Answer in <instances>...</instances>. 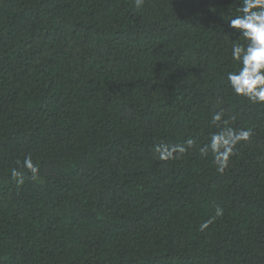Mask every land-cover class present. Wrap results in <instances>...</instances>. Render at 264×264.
<instances>
[{
	"label": "trees",
	"instance_id": "1",
	"mask_svg": "<svg viewBox=\"0 0 264 264\" xmlns=\"http://www.w3.org/2000/svg\"><path fill=\"white\" fill-rule=\"evenodd\" d=\"M239 4L0 0V264H264V105L227 81ZM221 109L253 132L223 174L199 152Z\"/></svg>",
	"mask_w": 264,
	"mask_h": 264
},
{
	"label": "clouds",
	"instance_id": "2",
	"mask_svg": "<svg viewBox=\"0 0 264 264\" xmlns=\"http://www.w3.org/2000/svg\"><path fill=\"white\" fill-rule=\"evenodd\" d=\"M136 8H141L144 0H134ZM227 28L236 30L243 43L234 42L231 47V58L238 64V70L227 74V81L236 96L247 99L255 105H264V0H240L236 14L230 13L225 20ZM235 116L225 118L223 109L212 114L211 123L217 131L211 132L208 141L199 147L202 156L211 153L217 172L223 174L230 166L232 157L237 154V145L248 142L253 135L251 128L237 130L231 126ZM196 146V139L189 137L182 143L169 145L156 143L153 148L159 154L160 161L181 159L190 149ZM20 167L10 170V177L17 185L24 183L26 169L35 180L39 175V166L32 157L17 161ZM223 209L217 207L215 216L222 217ZM212 221H205L199 230L207 229Z\"/></svg>",
	"mask_w": 264,
	"mask_h": 264
}]
</instances>
